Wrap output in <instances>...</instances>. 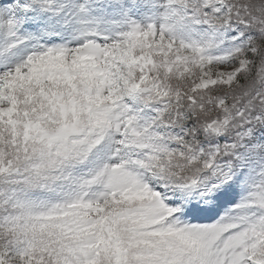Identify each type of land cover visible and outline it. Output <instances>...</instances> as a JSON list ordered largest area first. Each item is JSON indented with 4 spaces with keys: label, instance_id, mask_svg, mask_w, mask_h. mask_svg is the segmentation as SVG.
Returning <instances> with one entry per match:
<instances>
[{
    "label": "snow or ice",
    "instance_id": "snow-or-ice-1",
    "mask_svg": "<svg viewBox=\"0 0 264 264\" xmlns=\"http://www.w3.org/2000/svg\"><path fill=\"white\" fill-rule=\"evenodd\" d=\"M0 264H264V0H0Z\"/></svg>",
    "mask_w": 264,
    "mask_h": 264
}]
</instances>
